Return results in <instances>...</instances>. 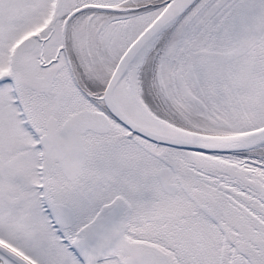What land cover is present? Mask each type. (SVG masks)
Wrapping results in <instances>:
<instances>
[{"label":"snow or ice","instance_id":"1","mask_svg":"<svg viewBox=\"0 0 264 264\" xmlns=\"http://www.w3.org/2000/svg\"><path fill=\"white\" fill-rule=\"evenodd\" d=\"M0 264H264V0H0Z\"/></svg>","mask_w":264,"mask_h":264}]
</instances>
